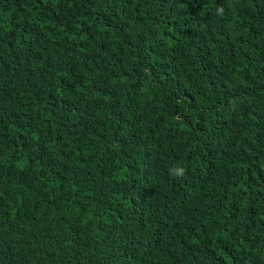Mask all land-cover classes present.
<instances>
[{
    "label": "trees",
    "instance_id": "obj_1",
    "mask_svg": "<svg viewBox=\"0 0 264 264\" xmlns=\"http://www.w3.org/2000/svg\"><path fill=\"white\" fill-rule=\"evenodd\" d=\"M0 264H264V0H0Z\"/></svg>",
    "mask_w": 264,
    "mask_h": 264
},
{
    "label": "clouds",
    "instance_id": "obj_2",
    "mask_svg": "<svg viewBox=\"0 0 264 264\" xmlns=\"http://www.w3.org/2000/svg\"><path fill=\"white\" fill-rule=\"evenodd\" d=\"M218 14H223V9L218 10ZM170 174L177 178H182L185 174V169L182 167H173L170 169Z\"/></svg>",
    "mask_w": 264,
    "mask_h": 264
}]
</instances>
